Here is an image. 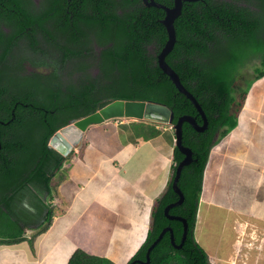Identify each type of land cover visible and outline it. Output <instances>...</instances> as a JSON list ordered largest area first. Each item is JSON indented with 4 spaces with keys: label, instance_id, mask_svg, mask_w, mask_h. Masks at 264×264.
Masks as SVG:
<instances>
[{
    "label": "trees",
    "instance_id": "obj_1",
    "mask_svg": "<svg viewBox=\"0 0 264 264\" xmlns=\"http://www.w3.org/2000/svg\"><path fill=\"white\" fill-rule=\"evenodd\" d=\"M164 14L143 0H0V241L20 236L41 219L44 229L51 224L46 199L64 157L48 140L59 127L116 98L163 102L174 122L190 114L202 123L191 100L158 65L167 39ZM174 27L176 40L165 59L208 123L203 131L182 124V143L192 149L193 160L178 179L184 201L169 212L186 219V238L174 247L165 232L146 264H213L194 236L203 172L210 148L237 125L252 82L264 76V0L184 1ZM250 65L255 75L236 89ZM132 126L143 139L159 133L149 121ZM182 156L175 146V162ZM177 198L169 180L151 212L145 241L126 264L145 260L165 226L180 241L182 222L164 214ZM66 264L116 263L77 248Z\"/></svg>",
    "mask_w": 264,
    "mask_h": 264
},
{
    "label": "crops",
    "instance_id": "obj_2",
    "mask_svg": "<svg viewBox=\"0 0 264 264\" xmlns=\"http://www.w3.org/2000/svg\"><path fill=\"white\" fill-rule=\"evenodd\" d=\"M249 90L237 125L210 148L204 168L194 236L207 248L210 243L197 234L208 215L222 233L235 232L241 220L264 224V95L249 102ZM132 121L110 119L86 129L75 155L51 179V224L44 229L42 219L30 223L29 239H2L0 264H66L77 248L116 264L128 262L146 239L176 146L169 125H158L157 135L143 139ZM212 243L213 249H205L211 262L229 264L233 241L228 245L217 233Z\"/></svg>",
    "mask_w": 264,
    "mask_h": 264
},
{
    "label": "water",
    "instance_id": "obj_3",
    "mask_svg": "<svg viewBox=\"0 0 264 264\" xmlns=\"http://www.w3.org/2000/svg\"><path fill=\"white\" fill-rule=\"evenodd\" d=\"M143 1L146 5L157 6L165 11L161 22L166 28L167 39L157 54V62L159 67L169 76L178 90L186 95V97H188L194 104L201 116L202 123H199L196 118L190 114H182L177 118L176 122H173L174 113L172 109L163 102L143 99L116 98L107 102L95 111L74 119L62 127H59L48 140V145L50 147L59 152L63 157H66L74 148H76L77 145L80 144L83 133L90 125L99 124L110 119L128 118L135 120H146L161 124L165 123L171 125L174 128L175 144L180 152H182L183 157L176 164L171 180V187L178 195V198L175 201L168 203L164 207V214L167 218L177 219L182 222L183 231L181 239L179 243H177L175 241L172 228L170 226H165L154 239V241L148 246L145 255L146 259H134L129 264H133L136 261L142 264L148 263L151 249L162 238L166 231H169L170 240L174 247L182 246L187 234V221L184 217L180 215H173L169 212L171 207L181 204L184 199V194L178 186V179L180 177L182 168L193 160L192 149L182 143V124L184 121H186L190 123L195 130L203 131L207 127L208 123L200 103L197 101L195 96L182 84L176 71L165 59L166 54L172 49L176 40L174 19L180 13L184 1L194 0H173V4L171 6H167L155 0Z\"/></svg>",
    "mask_w": 264,
    "mask_h": 264
},
{
    "label": "rangeland",
    "instance_id": "obj_4",
    "mask_svg": "<svg viewBox=\"0 0 264 264\" xmlns=\"http://www.w3.org/2000/svg\"><path fill=\"white\" fill-rule=\"evenodd\" d=\"M254 75L255 71L252 65L244 68L240 79H238L235 83V88L238 90L239 88L242 89L245 86V81L247 79H251ZM253 84H251V88L249 90V95L251 94L249 102L253 101V103H255V98L260 97L261 94L264 95V76L259 78ZM238 90L235 91L237 99L239 98ZM261 90L262 92H260ZM240 114H243V112ZM78 146L79 145H77L76 148ZM74 149L72 150L73 152L68 155L69 158H72L73 155H75ZM206 212L208 211H204V214ZM206 220L208 221L203 223L202 231H200V234H197V237L200 239L203 238L205 243L207 241V244L210 243V250L213 249L212 242H214L215 235L219 233L220 235L222 234L224 238H227V242L229 243L228 245L232 244L233 241L232 245H227V251L230 255L229 264H264V224L260 225L258 221L252 223L251 221L244 222L241 220L235 224V232L226 228L225 231H223L224 233H222L220 224L216 220H211V215H208ZM200 242L201 244H198L202 248L209 250V248H207L202 241Z\"/></svg>",
    "mask_w": 264,
    "mask_h": 264
},
{
    "label": "clouds",
    "instance_id": "obj_5",
    "mask_svg": "<svg viewBox=\"0 0 264 264\" xmlns=\"http://www.w3.org/2000/svg\"><path fill=\"white\" fill-rule=\"evenodd\" d=\"M114 119H118V118H114ZM128 119V118H127ZM130 120H134V121H146V120H135V119H130ZM149 122H152V121H149ZM174 122V121H173ZM176 122V121H175ZM152 123H154V124H156L157 126L158 125H168V124H161V123H155V122H152ZM170 127H172L171 125H169ZM173 128V127H172ZM173 131H174V128H173ZM175 134V133H174ZM71 152H73V151H71ZM68 157V155L66 156V157H64V159H66ZM174 159V158H173ZM173 166H176V163L173 165ZM57 171V170H56ZM172 173V172H171ZM173 174H174V172H173ZM172 175L170 176V178H169V180L171 181L172 180ZM203 179V178H202ZM202 191V190H201ZM51 199H52V197H53V192L51 193ZM201 195V194H200ZM46 199L47 200V202H49L50 203V205H51V199ZM200 200V199H199ZM157 203V202H156ZM171 203V202H170ZM199 204V203H198ZM52 206V205H51ZM198 207H199V205H198ZM52 208H53V206H52ZM199 209V208H198ZM198 209H197V214H198ZM196 222H197V219H196ZM196 226V225H195ZM195 229V228H194ZM30 229L29 228H27L25 231H24V233L23 234H21V235H24L25 236V238H27V239H29V238H31L30 236H31V232L29 231ZM20 235V236H21ZM182 235V234H181Z\"/></svg>",
    "mask_w": 264,
    "mask_h": 264
},
{
    "label": "flooded vegetation",
    "instance_id": "obj_6",
    "mask_svg": "<svg viewBox=\"0 0 264 264\" xmlns=\"http://www.w3.org/2000/svg\"><path fill=\"white\" fill-rule=\"evenodd\" d=\"M97 70L95 69V71L94 72H96ZM182 153V152H181ZM193 154V153H192ZM183 157V156H182ZM179 162V161H178ZM178 162H175V160L173 161V165L176 163H178ZM173 172H174V170H172V173H171V175L173 176ZM46 196V195H45ZM183 201H184V199H183ZM183 201H182V203H183ZM181 203V204H182ZM181 204H179V205H181ZM25 205L27 206V207H29V208H32V206L31 205H29V204H27V203H25ZM178 206V205H177ZM172 209V208H171ZM171 209L169 210V211H171ZM31 210V209H30ZM170 214H173V215H179V214H176V213H171L170 212ZM170 219V218H169ZM171 227V226H170ZM172 228V227H171ZM172 230H173V228H172ZM166 232H168L169 233V231H166ZM179 243V242H178Z\"/></svg>",
    "mask_w": 264,
    "mask_h": 264
}]
</instances>
